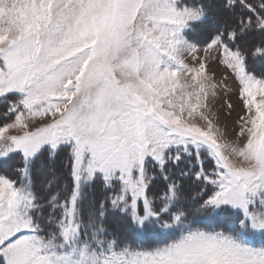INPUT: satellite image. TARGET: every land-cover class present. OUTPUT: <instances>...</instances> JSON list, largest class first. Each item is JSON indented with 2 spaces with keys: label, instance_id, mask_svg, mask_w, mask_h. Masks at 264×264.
I'll use <instances>...</instances> for the list:
<instances>
[{
  "label": "snow or ice",
  "instance_id": "snow-or-ice-1",
  "mask_svg": "<svg viewBox=\"0 0 264 264\" xmlns=\"http://www.w3.org/2000/svg\"><path fill=\"white\" fill-rule=\"evenodd\" d=\"M257 60L264 0H0V264H264Z\"/></svg>",
  "mask_w": 264,
  "mask_h": 264
},
{
  "label": "rangeland",
  "instance_id": "rangeland-1",
  "mask_svg": "<svg viewBox=\"0 0 264 264\" xmlns=\"http://www.w3.org/2000/svg\"><path fill=\"white\" fill-rule=\"evenodd\" d=\"M257 62H258V65L264 66V61L258 60ZM255 65H257V64L255 63ZM221 71H222V69H221ZM229 102H231L233 105L236 106L235 110L232 111L231 117L228 116V112H229L228 103ZM213 111L217 112L219 114L221 124H223L225 121H228V123L231 127V125L234 123V121L236 119V113L239 111V102L237 101L236 96L233 93L225 94L223 91H221L216 98V101H215L214 106H213ZM228 139H231V135L228 136ZM10 163H12V162H10ZM206 163H207V161H206ZM45 175L48 176L47 169H45V172L43 174L34 176V179L35 180H38V179L42 180ZM158 187H159V185L156 182L154 189H158ZM88 193H90V191ZM91 203H92L91 198H89V194H87V196L84 200V207H85L84 209H87V210L92 209L93 207L91 208ZM84 211H86V210H84ZM211 216H213V215L211 214ZM216 221H217V223H214V221L204 223L203 227L204 226H207L209 228L216 227L218 229L225 227V224H224L225 217H223L222 219L219 217V219ZM119 223H122V222L119 220ZM216 224H218V225H216ZM120 226H121V224H120ZM117 229H118V227H117ZM143 233H147V234L152 233V235H150L151 239H150V237H145L144 235H141ZM176 235H177L176 233H172V232H168V231H160L158 229L149 228L146 231H143L139 234H134L130 238L133 239L134 243L139 244L145 248H148V247H153L157 244L163 243L166 240L173 239V238H175ZM249 243L255 247L264 246V235L256 233L255 235L250 236L249 237Z\"/></svg>",
  "mask_w": 264,
  "mask_h": 264
},
{
  "label": "trees",
  "instance_id": "trees-1",
  "mask_svg": "<svg viewBox=\"0 0 264 264\" xmlns=\"http://www.w3.org/2000/svg\"><path fill=\"white\" fill-rule=\"evenodd\" d=\"M258 61V60H257ZM256 61V64L254 66V70L257 72V73H260V72H264V66H260L258 65V62ZM66 160H65V157L63 154H61V156L55 161L54 164H50L49 166L50 167H53L56 171V174L60 177V182H63V179H64V175L66 173V169L64 168V164H65ZM181 167H184V164H181ZM49 178V174L48 176H44L42 180L38 179L36 180L37 183H41L43 182L45 179H48ZM157 183L159 185L158 189H154L153 188V192L150 193V195H154L155 192L157 190H161L162 189V183L159 181V178H157ZM185 186H186V189H188L189 191H191L193 194H195V185H192L188 182L185 183ZM155 187V186H154ZM89 194V198H91V201L92 202H95V204H98V202L100 201V199L105 195V193L100 189L99 186H96L94 187L92 190H90V193ZM93 207V208H92ZM85 208V207H84ZM91 208L90 210H95V205L93 203H91ZM86 211L85 212V218H87V214L90 210H87V209H84ZM191 219H194L195 222L197 223V225L203 227V224L204 223H208L210 221H214V223H217L216 220L219 219V217H213L211 216V214L209 213H200V214H195L193 217H190ZM220 218L222 219L223 216H220ZM105 223L107 224V226L110 228V229H118L120 228V224L119 223V220L117 217L113 216V215H109L105 221ZM113 224V225H112ZM112 225V226H111ZM218 225V224H216ZM141 235H144L145 237H150V235H152V233H143ZM142 237V236H141ZM151 239V237H150Z\"/></svg>",
  "mask_w": 264,
  "mask_h": 264
}]
</instances>
